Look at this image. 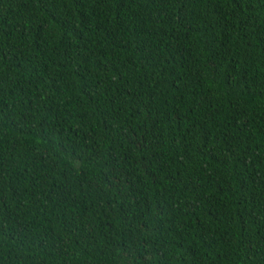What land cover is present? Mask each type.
<instances>
[{"label": "trees", "instance_id": "obj_1", "mask_svg": "<svg viewBox=\"0 0 264 264\" xmlns=\"http://www.w3.org/2000/svg\"><path fill=\"white\" fill-rule=\"evenodd\" d=\"M0 264H264V0H0Z\"/></svg>", "mask_w": 264, "mask_h": 264}]
</instances>
